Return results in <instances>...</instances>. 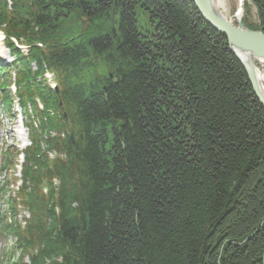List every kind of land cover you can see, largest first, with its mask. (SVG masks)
Segmentation results:
<instances>
[{"label":"trees","instance_id":"16d2710c","mask_svg":"<svg viewBox=\"0 0 264 264\" xmlns=\"http://www.w3.org/2000/svg\"><path fill=\"white\" fill-rule=\"evenodd\" d=\"M247 1L264 34V0ZM0 31V105L14 73L38 123L20 188L0 180V264H261L264 108L190 0H0Z\"/></svg>","mask_w":264,"mask_h":264},{"label":"water","instance_id":"95a60500","mask_svg":"<svg viewBox=\"0 0 264 264\" xmlns=\"http://www.w3.org/2000/svg\"><path fill=\"white\" fill-rule=\"evenodd\" d=\"M190 1L204 23L224 37L227 50L241 64L252 88L253 95L264 108V99L259 90L252 63V59L264 60V34L245 28L242 24V17L238 18L235 24L227 20L218 11L214 0ZM70 139H73L72 135H70ZM261 264H264V249L261 256Z\"/></svg>","mask_w":264,"mask_h":264},{"label":"rangeland","instance_id":"374dc122","mask_svg":"<svg viewBox=\"0 0 264 264\" xmlns=\"http://www.w3.org/2000/svg\"><path fill=\"white\" fill-rule=\"evenodd\" d=\"M227 5V12H226V19L231 21L233 24L236 23V19L234 18V13L236 11V1L237 0H225ZM247 4L249 5V16L251 23H256V16H255V10L252 6H250V3L245 0ZM243 18V14H242ZM144 26V23L140 24ZM0 61L2 62H11L12 58L9 56L8 50L5 48L4 44L0 42ZM257 67V66H256ZM259 68V67H257ZM264 73V71H263ZM14 111L17 113V117L15 119H7L4 115L3 110L0 108V180H8L10 185L7 187L11 193H14V191L17 189V187L20 184L19 178V168L16 171H13L12 169H8L6 172L1 171L3 165L5 166L6 159L8 160V146H14L17 149H23L27 147L28 145V132L24 126V124H27L28 121L25 120V118L22 117L20 110L18 107H14ZM5 150H8L5 152ZM10 156V154H9ZM12 156V155H11ZM48 156V155H47ZM54 155H49V158ZM21 157H17L14 160V164L16 165L18 162H20ZM19 165V164H18ZM6 167V166H5ZM15 169V168H14ZM13 195V194H11ZM6 197V196H5ZM6 208V205L0 201V212H2ZM25 211L22 209H19V215L24 217ZM16 220L19 221L18 218ZM12 239L8 240L5 249L8 247L11 248L14 244L11 243ZM10 245H12L10 247ZM4 246V242H0V253L1 249ZM14 248V246L12 247ZM13 250V249H11ZM19 254H16V256L13 257L14 261H17V257ZM27 258L25 257L23 260V263L27 264Z\"/></svg>","mask_w":264,"mask_h":264},{"label":"bare ground","instance_id":"6f19581e","mask_svg":"<svg viewBox=\"0 0 264 264\" xmlns=\"http://www.w3.org/2000/svg\"><path fill=\"white\" fill-rule=\"evenodd\" d=\"M245 0H237L236 1V11L234 13V18L237 20L238 18L242 17L243 14V4ZM215 6L218 8V11L226 17L227 12V5L225 0H214ZM252 63L255 69L257 84L259 86V90L261 95L264 99V60H255L252 59ZM259 68H257V67Z\"/></svg>","mask_w":264,"mask_h":264}]
</instances>
